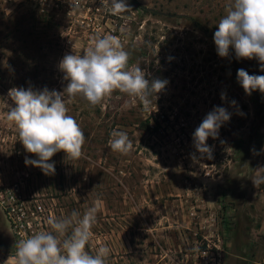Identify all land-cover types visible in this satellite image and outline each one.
<instances>
[{
	"label": "rangeland",
	"instance_id": "obj_1",
	"mask_svg": "<svg viewBox=\"0 0 264 264\" xmlns=\"http://www.w3.org/2000/svg\"><path fill=\"white\" fill-rule=\"evenodd\" d=\"M19 1L0 11V264H16L19 241L52 232L50 217L82 216L97 200L85 250L107 246L106 264H264V184L252 182L264 166V94L237 80L239 69L264 71L232 48L219 57L213 40L232 0H127L132 10L120 14L101 0ZM106 35L129 53V68L168 83L147 109L119 90L96 106L65 93L86 139L81 158L56 153L46 176L25 164L37 157L7 119L8 92L63 91V57ZM216 107L231 117L206 141L212 159H192L193 133ZM113 130L128 134L127 154L111 149Z\"/></svg>",
	"mask_w": 264,
	"mask_h": 264
},
{
	"label": "clouds",
	"instance_id": "obj_2",
	"mask_svg": "<svg viewBox=\"0 0 264 264\" xmlns=\"http://www.w3.org/2000/svg\"><path fill=\"white\" fill-rule=\"evenodd\" d=\"M110 6L113 14L132 10L127 0H101ZM213 40L217 55L229 56L234 49L237 59H257L264 71V0H232L216 27ZM129 53L124 50L119 39L106 35L93 41V46L84 55L68 54L60 61L59 68L67 81L63 91L34 90L29 87L12 88L8 97L14 106H9L7 119L18 129L19 142L27 153L37 157L25 160L26 165L39 168L44 175L55 174V164L49 163L58 152H64L66 159L77 160L82 156L85 134L77 121L68 115L65 93L69 98L82 96L90 105L100 104L114 91L119 90L129 97L139 99L147 109L152 97L167 85L166 80L146 78L140 66L129 68ZM237 80L246 94L259 90L264 94V76L249 75L239 69ZM221 99H225L224 94ZM235 101L232 104L235 105ZM231 113L222 107L214 108L203 119L193 133L192 159H212L213 147L207 145L209 137L217 139L221 126L230 120ZM109 140L113 151L127 154L133 147L124 131L113 130ZM264 151V149H261ZM258 155L259 153L255 152ZM257 175L254 185L264 184V166L254 169ZM100 201L81 214L73 210L63 218L50 217L47 223L52 232L41 231L16 244V264H106L110 249L101 246L96 255L89 254L85 248L96 221ZM71 234L61 240L68 230ZM53 232L55 234H53Z\"/></svg>",
	"mask_w": 264,
	"mask_h": 264
},
{
	"label": "built area",
	"instance_id": "obj_3",
	"mask_svg": "<svg viewBox=\"0 0 264 264\" xmlns=\"http://www.w3.org/2000/svg\"><path fill=\"white\" fill-rule=\"evenodd\" d=\"M13 1H18V0H1V4H4V5H6V4H8V3H11V2H13ZM40 1H43V0H40ZM0 82H1V77H0ZM14 211V210H13Z\"/></svg>",
	"mask_w": 264,
	"mask_h": 264
},
{
	"label": "trees",
	"instance_id": "obj_4",
	"mask_svg": "<svg viewBox=\"0 0 264 264\" xmlns=\"http://www.w3.org/2000/svg\"><path fill=\"white\" fill-rule=\"evenodd\" d=\"M152 127H153L152 124L148 123V125L145 124V127L144 128H145V131L146 132H150V130L152 129ZM152 130H155L154 127H153Z\"/></svg>",
	"mask_w": 264,
	"mask_h": 264
},
{
	"label": "crops",
	"instance_id": "obj_5",
	"mask_svg": "<svg viewBox=\"0 0 264 264\" xmlns=\"http://www.w3.org/2000/svg\"><path fill=\"white\" fill-rule=\"evenodd\" d=\"M15 4H17L18 2H20L19 0L16 2V1H13ZM4 6V4H1V0H0V11H2L1 9H2V7ZM124 208H126V206L124 207Z\"/></svg>",
	"mask_w": 264,
	"mask_h": 264
}]
</instances>
